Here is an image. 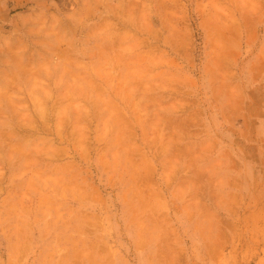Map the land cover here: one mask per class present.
Wrapping results in <instances>:
<instances>
[{
  "label": "rangeland",
  "instance_id": "rangeland-1",
  "mask_svg": "<svg viewBox=\"0 0 264 264\" xmlns=\"http://www.w3.org/2000/svg\"><path fill=\"white\" fill-rule=\"evenodd\" d=\"M0 264H264V0H0Z\"/></svg>",
  "mask_w": 264,
  "mask_h": 264
},
{
  "label": "bare ground",
  "instance_id": "bare-ground-1",
  "mask_svg": "<svg viewBox=\"0 0 264 264\" xmlns=\"http://www.w3.org/2000/svg\"><path fill=\"white\" fill-rule=\"evenodd\" d=\"M62 44V43H61ZM65 47V46H64ZM62 48V47H61ZM66 48V47H65ZM59 49V48H58ZM63 49V48H62ZM58 55V54H57ZM39 112H40V110H39ZM43 113V112H42Z\"/></svg>",
  "mask_w": 264,
  "mask_h": 264
}]
</instances>
